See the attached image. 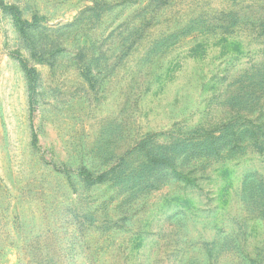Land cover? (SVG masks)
Listing matches in <instances>:
<instances>
[{
	"label": "rangeland",
	"instance_id": "obj_1",
	"mask_svg": "<svg viewBox=\"0 0 264 264\" xmlns=\"http://www.w3.org/2000/svg\"><path fill=\"white\" fill-rule=\"evenodd\" d=\"M0 264H264V0H0Z\"/></svg>",
	"mask_w": 264,
	"mask_h": 264
},
{
	"label": "trees",
	"instance_id": "obj_2",
	"mask_svg": "<svg viewBox=\"0 0 264 264\" xmlns=\"http://www.w3.org/2000/svg\"><path fill=\"white\" fill-rule=\"evenodd\" d=\"M11 10L15 11V12H16V14H18V11H17V9H15V8H11ZM19 20H20V19H19ZM29 73H31V74H35L33 70H32V71H30Z\"/></svg>",
	"mask_w": 264,
	"mask_h": 264
}]
</instances>
